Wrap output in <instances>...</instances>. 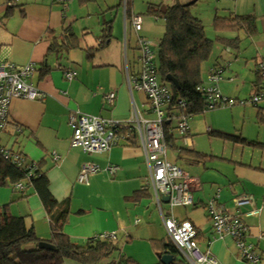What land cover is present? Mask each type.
<instances>
[{
  "label": "crops",
  "instance_id": "obj_1",
  "mask_svg": "<svg viewBox=\"0 0 264 264\" xmlns=\"http://www.w3.org/2000/svg\"><path fill=\"white\" fill-rule=\"evenodd\" d=\"M122 1V20H111L104 15L102 22H98V31H88L87 17L91 14L85 9L87 6L80 5L84 1L0 0V62H11L17 67L34 64L30 81L43 94L42 99L14 98L10 101L8 123L0 143L12 151L21 152L27 162L43 167L49 192L59 203L57 211L66 209L69 212L64 232L75 244L82 246L97 235L114 232L116 240L113 243L120 249L122 257L137 264H156L159 262L156 253H162L163 244L170 240L165 237V228L162 231L159 227L160 232L156 234L149 227L151 220L147 219V226L139 219H145L148 202L156 204L151 189L145 187L148 169L136 134L130 128L121 130L119 133L123 138L106 152L86 153L71 146L72 129L68 124V115L73 111L122 123L130 120L133 111L147 119L154 117L146 94L132 89L129 80L140 70L138 40L142 38L156 46L160 40L140 35L147 32L143 27L144 20L134 14L133 9L129 11L128 0ZM225 2L209 23L213 46L207 69L216 67L220 70L222 79L217 90L223 98H248L235 103L255 106V111L248 107L242 110L244 114L249 110L251 118L255 115L256 122L258 110L264 111V99L256 104L249 99L259 90L264 91V80L260 79V83L261 74L257 70L259 65L264 66V0ZM236 15L254 18L253 36H248L242 29H228L222 22L217 23V18ZM134 17L141 21L138 32L134 29ZM78 20L85 26L78 25ZM108 20L111 25L105 30L102 24ZM69 32L73 33V39H68ZM135 35L136 41H129ZM112 41L115 42L114 49L104 51ZM214 42L218 46L215 47ZM156 53L157 47L154 62L158 67ZM240 56L246 57L243 64ZM249 59L254 60L252 68L246 63ZM65 70L75 71L76 77L65 80ZM207 83L203 73L200 85L209 87ZM167 84L172 85L169 81ZM109 92L115 94L111 106L104 102V95ZM172 122V119L165 122L172 137L169 142L165 140L166 159L193 178L190 187L193 205L174 207L172 216L195 228L199 249L209 252L219 264H247L232 238L213 233L205 210L206 204L213 200L222 205L226 213L241 217L248 227L244 244L253 245L260 255L257 264H264V147L246 151L241 143L234 141L236 146H241L236 148L238 152L233 149L231 159L222 157L220 166H211L206 162L208 157H199L202 152L177 146L176 140L179 139L185 146H194L190 123L187 133L181 135L176 131V124L171 127ZM258 126L254 138L244 139L264 145V125ZM207 131L211 130L207 128ZM255 150L259 152L256 154ZM85 163L97 165L100 171L89 174L86 182L80 183L78 175ZM110 166L116 167L114 173L108 170ZM143 190L148 196H144ZM243 196L252 198V206L235 205L234 201ZM3 206L10 214L23 216L26 225L32 226L41 239L48 238L49 216L31 189L21 197L9 187L0 188V207ZM175 208L182 209L173 213ZM161 209L163 212L162 205ZM252 209L259 210V213L247 216ZM120 259H105L100 264L116 263ZM62 264L80 263L67 259Z\"/></svg>",
  "mask_w": 264,
  "mask_h": 264
},
{
  "label": "built area",
  "instance_id": "obj_2",
  "mask_svg": "<svg viewBox=\"0 0 264 264\" xmlns=\"http://www.w3.org/2000/svg\"><path fill=\"white\" fill-rule=\"evenodd\" d=\"M66 2L71 0H55ZM136 32L141 29L139 17L133 18ZM140 70L136 77L129 80L132 89L143 91L147 98L154 117L147 119L137 111H133L127 123L113 121L101 116L83 114L73 111L68 115V124L72 129L71 146L79 147L86 153H102L117 144L123 137L119 133L123 128H130L136 134L144 152L145 164L148 169L146 188L152 191L153 201L159 212L161 221L170 242L174 245L180 257L188 264H219L218 260L209 252H202L196 241V230L188 222H179L173 216L171 210L174 207H188L193 205L190 187L193 178L183 169L172 164L166 159L167 146L164 137V123L169 119H176V131L185 135L188 131V117L185 115L186 104L183 102L173 103L172 91L161 84L158 79V71L155 65L156 44L145 39L138 40ZM259 74L264 76V66L257 67ZM35 71L32 63L17 67L11 62H0V141L1 135L7 126L9 103L14 98L42 99L43 94L35 89L30 81ZM220 70L210 68L208 71L209 87L199 85L197 91L204 94L205 107L209 110L219 106L233 105L234 100L223 98L215 83L219 79ZM65 80L71 81L76 77L73 70H65ZM264 99V91L259 90L250 97L252 104ZM115 100L114 92L104 95L105 104L112 105ZM185 138V137H183ZM185 140V139H184ZM2 158L17 165L24 166L22 157L16 152L4 147L0 143ZM57 158L56 155H54ZM28 169L32 171L33 162H28ZM111 173L116 167L110 166ZM100 171L95 164L85 163L79 172L78 182H86L89 174ZM17 189H22L21 184H16ZM168 196L166 202L169 212L164 214L161 209L162 198ZM237 207L253 204L252 198L243 196L234 201ZM206 215L211 222V228L215 235L229 236L242 251V259L247 264H257L260 255L253 245H245L244 238L248 227L240 216L225 212L222 205L209 201L206 206ZM259 210L252 209L247 216L257 215ZM97 239L113 241L116 239L114 232L102 233Z\"/></svg>",
  "mask_w": 264,
  "mask_h": 264
},
{
  "label": "trees",
  "instance_id": "obj_3",
  "mask_svg": "<svg viewBox=\"0 0 264 264\" xmlns=\"http://www.w3.org/2000/svg\"><path fill=\"white\" fill-rule=\"evenodd\" d=\"M147 13L164 22V34L158 42L156 53L159 82L165 86H171L173 103L181 101L186 104L187 117L201 112L205 106L206 97L202 92L197 91L196 87L201 83L203 64L209 58L213 41L205 35L201 21L191 15L188 5L174 4L164 10L149 7ZM217 20V23L222 22L228 29H242L248 36L255 34V22L251 16L236 15L231 18H217ZM68 37V39H73V33L69 32ZM168 76L177 81V89L167 84ZM260 79L264 80V76ZM256 122L264 125V111L261 109L257 112ZM128 129L123 128L122 130L127 131ZM168 130L169 127L165 124L164 135L167 142L172 139ZM233 138L235 142L244 145L264 147L260 143L244 138ZM14 152L22 157L25 165L18 167L3 159L0 154V188L9 187L21 197H25V192L30 189L36 193L49 216L50 231L48 238L43 240L32 226L26 225L23 216H14L9 213L6 206L0 207V264H62L67 259L80 264H100L119 249L113 243L114 240L104 241L96 237L89 239L82 246L75 244L64 232L69 212L66 209L57 211L59 203L49 192L48 180L42 170L43 167L33 162L30 172L25 156L19 151ZM199 157L204 156L200 154ZM18 183L21 184L22 189L16 188ZM142 193L148 196L146 191L143 190ZM40 241L51 244L54 250L38 248ZM164 253L172 256L169 264H188L179 256L171 242L163 244L162 254ZM108 264L137 263L121 257L118 262ZM156 264L162 263L159 261Z\"/></svg>",
  "mask_w": 264,
  "mask_h": 264
},
{
  "label": "rangeland",
  "instance_id": "obj_4",
  "mask_svg": "<svg viewBox=\"0 0 264 264\" xmlns=\"http://www.w3.org/2000/svg\"><path fill=\"white\" fill-rule=\"evenodd\" d=\"M225 1L226 0H128L129 11L133 9L134 14L141 16L142 19L144 20L143 27L144 29H146L147 32L145 33V35L143 34L140 35L146 39L156 40V41H159L164 34V22L162 20L156 19L151 14H148L147 10L149 7L156 8L159 10H164L165 8L172 6L174 4L188 5L191 15L193 17L198 18L203 24L205 28V35L208 38H212L213 31L210 28L209 23L211 22V20L215 18L216 10L218 9L220 10L222 5L226 3ZM122 4H123L122 0L121 2L120 0H91V1H86L84 3L80 2V5L84 7L87 6V8L85 9H89L91 14L90 16L87 17V23L90 24V28L88 31H93L94 29L98 31L99 28L98 22L99 20H101L102 22L104 15H108L109 19L111 18V20H115V18L117 19V21H119L120 19L122 20L123 17ZM117 12L118 15L116 16ZM84 19L85 18H83V20ZM107 22L108 25L106 26ZM107 22L102 24L105 30H109V26L111 25L110 23L111 21L108 20ZM77 24L83 27L85 26L84 22H80V20L77 21ZM131 39L132 40L129 39V41H136V35L134 39L133 37ZM214 46L216 47L218 46V44L214 42ZM114 47H115V42L112 41V43L108 47H105L106 49L104 48V51L114 49ZM239 58H240V62L243 64L245 62L244 58L246 57L240 56ZM211 60L212 57H209L207 61L204 62L203 64L205 68L202 71V75L203 73L206 75L207 82H208L207 79H208V71H209L207 69V66L210 64ZM246 63H248L249 67L252 68L254 64V60L249 59L246 61ZM212 68H216V67H212ZM221 79H222V75L220 73L219 79L215 83L216 88L219 82L221 81ZM208 83L206 85H208ZM246 99L248 98L238 97V99H236L235 97H232V100L236 102L237 100L241 101ZM243 107H248V109H252L254 111L256 109L255 106L250 104L242 105L235 103V105L233 106L227 105L211 110L205 109L202 110L201 112L190 115L188 117V122L190 123V127L192 129L191 137L192 140L194 141V146L193 147L191 145L185 146L183 144V140L181 139L176 140L177 146L181 148L184 147L186 149L193 150V152L194 151L202 152L201 155L203 154L204 157L205 156L208 157L206 160L207 164L211 166H220L221 165L220 158L228 157V159H231L230 153L233 152V149L234 152H236L237 151L236 148L241 147V146H236L237 144L234 142L235 140L233 137L252 139L254 138V136H256L255 135L256 131H258L257 127L259 126L258 124H256V122H254L255 115L253 118H251V113H249V110H247V112L244 114L242 110ZM172 120L173 122L171 123V127H173L176 124V120L175 119ZM207 128H209L211 131L208 132ZM262 128L264 130V126H262ZM218 133H224V134L222 136L219 135ZM175 134L177 135L176 138H178V134L177 133ZM245 134H249L251 137H247ZM242 145L245 147L246 151H251L250 149H254L257 147V146H248L244 144ZM257 152L259 151L255 150L256 154ZM184 166L185 165H183V168ZM146 207L147 209H145L146 211L145 219L142 220L140 217L139 219L142 221V225H147L148 222L147 219L151 220L149 221V223L150 222L152 223L150 224L149 227H151L150 228L151 231L158 234L160 232V228L162 229V231L164 229L163 224H161L162 221L159 211L152 202L150 203L148 202ZM162 208H163V212L166 213V211L168 210L166 204L163 203ZM179 209L175 208L173 210V213L174 211L177 212L176 210ZM165 237H168L167 234ZM121 257L122 254L120 252V249H118L115 250V252H113V254L108 259L118 260Z\"/></svg>",
  "mask_w": 264,
  "mask_h": 264
},
{
  "label": "water",
  "instance_id": "obj_5",
  "mask_svg": "<svg viewBox=\"0 0 264 264\" xmlns=\"http://www.w3.org/2000/svg\"><path fill=\"white\" fill-rule=\"evenodd\" d=\"M167 80L177 89L178 88V83L177 81L171 77V76H168L167 77ZM163 202H168V196H164L162 198ZM38 248H41V249H46V250H54V246H52L51 244L47 243V242H44V241H40L38 243ZM159 261L162 263V264H169L171 261H172V256L169 255L168 253H156Z\"/></svg>",
  "mask_w": 264,
  "mask_h": 264
}]
</instances>
